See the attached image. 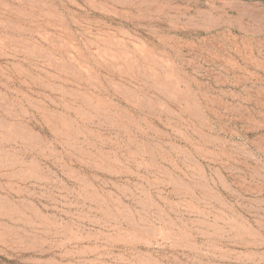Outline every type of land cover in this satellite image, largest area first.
<instances>
[{
  "label": "rangeland",
  "instance_id": "rangeland-1",
  "mask_svg": "<svg viewBox=\"0 0 264 264\" xmlns=\"http://www.w3.org/2000/svg\"><path fill=\"white\" fill-rule=\"evenodd\" d=\"M0 264H264V0H0Z\"/></svg>",
  "mask_w": 264,
  "mask_h": 264
}]
</instances>
